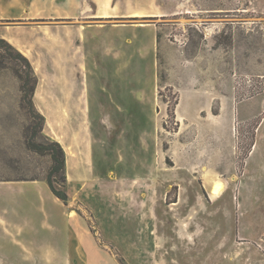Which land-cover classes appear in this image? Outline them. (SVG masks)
<instances>
[{
	"label": "rangeland",
	"instance_id": "rangeland-1",
	"mask_svg": "<svg viewBox=\"0 0 264 264\" xmlns=\"http://www.w3.org/2000/svg\"><path fill=\"white\" fill-rule=\"evenodd\" d=\"M0 4V264H264V0Z\"/></svg>",
	"mask_w": 264,
	"mask_h": 264
},
{
	"label": "trees",
	"instance_id": "trees-1",
	"mask_svg": "<svg viewBox=\"0 0 264 264\" xmlns=\"http://www.w3.org/2000/svg\"><path fill=\"white\" fill-rule=\"evenodd\" d=\"M0 42L8 44L14 51H15V70L16 75L18 78L23 81L22 84V92L24 93V98H28L29 100V106H30V115L34 118H40V122H34L33 124L29 125V127H26V134L29 136V142L28 145L31 149L35 151H39L42 153H48L51 156L52 164L48 173V176L46 178V181L51 188V190L61 199L66 200V195L62 193L61 191H58L55 187L54 177L56 174H61L62 177L66 178L65 173V150L62 147V145L58 141H47L46 143L38 142L35 137L37 136L38 132L42 130L43 128V116L40 114L34 105V102L32 100L33 93L35 91V86L37 82V77L35 76L32 65L27 56H25L21 51L16 49L11 43H9V40H6L5 38H0ZM5 58L2 57L0 59V63L4 64ZM18 61H21L26 70L27 79L25 82V77L23 75V70L20 69L21 64L18 63ZM31 132L29 133V131ZM30 134V135H29Z\"/></svg>",
	"mask_w": 264,
	"mask_h": 264
},
{
	"label": "crops",
	"instance_id": "crops-1",
	"mask_svg": "<svg viewBox=\"0 0 264 264\" xmlns=\"http://www.w3.org/2000/svg\"><path fill=\"white\" fill-rule=\"evenodd\" d=\"M3 5L0 4V19H22V18H28V19H35L37 17V14H39L38 10L32 9L30 7L25 8L23 11L19 10V12L16 15H8V16H3L2 15V10H3ZM30 14H34V15H30ZM52 18H59V16H51ZM38 18V17H37ZM10 34H15V33H10ZM5 38L6 36L9 35H4ZM239 234L241 237L245 238L244 240H249L246 239V232L245 229L240 228L239 230ZM252 237V236H250ZM252 241L253 245L255 246V248H257L260 251L264 252V233L262 235H255V237L253 236L252 239L250 240Z\"/></svg>",
	"mask_w": 264,
	"mask_h": 264
},
{
	"label": "bare ground",
	"instance_id": "bare-ground-1",
	"mask_svg": "<svg viewBox=\"0 0 264 264\" xmlns=\"http://www.w3.org/2000/svg\"><path fill=\"white\" fill-rule=\"evenodd\" d=\"M102 3V2H101ZM105 5V4H104ZM109 5V3H108ZM103 8V7H102ZM106 15V14H105ZM257 147V144L255 145V148ZM211 193L212 195L217 199L219 198L222 194H221V190H220V185L216 184L212 187L211 189Z\"/></svg>",
	"mask_w": 264,
	"mask_h": 264
}]
</instances>
